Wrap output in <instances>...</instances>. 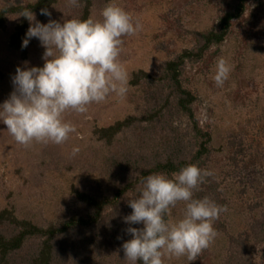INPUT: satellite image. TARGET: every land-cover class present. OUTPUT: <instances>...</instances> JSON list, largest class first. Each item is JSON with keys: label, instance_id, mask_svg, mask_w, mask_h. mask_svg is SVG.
<instances>
[{"label": "trees", "instance_id": "1", "mask_svg": "<svg viewBox=\"0 0 264 264\" xmlns=\"http://www.w3.org/2000/svg\"><path fill=\"white\" fill-rule=\"evenodd\" d=\"M109 1L78 0L77 6L70 5L69 0L7 2L0 6V33L12 21L7 49L25 57L27 47L22 48V42L30 22L16 17L24 8L31 9L41 20L64 21L87 19L95 8L105 7ZM251 1L257 7L264 3V0L210 1L215 12L212 25L192 29L191 42L166 59L157 71L139 69L132 73L129 83L134 87L145 86L141 111L95 128L101 145L98 159L93 160L78 183L71 182L62 195L56 193L57 201L70 200L74 211L58 220L46 221L31 211L19 214L13 204L0 209V264H129L122 248L132 238L126 229L142 228L143 224L129 225L124 217L133 211L128 200L138 195L144 178L158 172L170 176L194 163L211 170L208 164L213 154V135L197 118L198 95L185 84V69L188 63L203 60L213 48L238 33L234 25L245 16ZM45 8L50 17L41 15V9ZM257 29L249 26L239 31L241 38L236 36L249 45L246 49L256 42L259 52L264 53V33ZM182 120L187 123L184 131L176 124ZM170 133L185 136L171 140ZM130 141L135 145H129ZM260 147L258 143L253 152L244 150L241 162L246 180L236 194L225 196L216 172L194 193V198L208 196L226 205L227 211L214 223L218 233L215 240L223 239L221 249L212 251L209 247L193 264H264V166L258 165L264 161V150ZM117 159L120 170L115 165ZM229 209L242 217V228H230ZM173 214L171 210V217Z\"/></svg>", "mask_w": 264, "mask_h": 264}, {"label": "rangeland", "instance_id": "2", "mask_svg": "<svg viewBox=\"0 0 264 264\" xmlns=\"http://www.w3.org/2000/svg\"><path fill=\"white\" fill-rule=\"evenodd\" d=\"M16 1L19 0H0V6ZM210 1L110 0L107 4H119L142 25L135 35L122 37L120 60L127 69L128 80L139 69L151 73L157 71L166 59L191 42L192 29L212 25L215 12ZM250 5L245 16L234 25L238 33L222 46L213 48L203 60L188 63L185 69V84L198 95L195 102L197 118L213 135V154L208 165L219 174L217 180L227 198L236 194L246 180L241 162L246 154L244 150L253 152L258 143L264 150V53L259 52L256 42L246 49L249 45L236 36L240 37L239 31L249 26L258 27L257 30L264 33V3L257 7L256 2L251 1ZM103 9L95 8L91 16L101 18ZM36 19L45 24L50 20H41L39 16ZM12 29L11 21L0 33V104L14 89L12 77L18 66L24 67L25 61L29 62L28 67H42L45 63L42 59L45 49L36 38L29 41L25 57L7 49ZM219 57L226 58L232 68L222 87L212 79ZM144 89L145 86L134 87L128 83V92L122 99L112 94L104 102L90 104L85 113L68 110L65 120L71 121L76 131L59 145L33 142L25 147L15 141L0 121V209L13 204L19 214L31 211L46 221L58 220L74 211V204L70 200L59 203L56 193L62 195L71 182L78 183L86 174L84 171L91 168L93 160L98 159L101 145L97 142L95 128L138 114ZM176 124L182 131L187 128L185 120ZM184 136L169 134L171 140ZM129 145L135 143L130 141ZM74 147L80 149L76 155L72 154ZM119 161L117 159L115 165L120 170ZM258 165L264 166V161ZM93 175L96 177L97 172ZM172 210V219L182 218L184 202H179ZM236 214L233 209L227 212L230 228H242L243 219ZM222 245L223 239H218L210 248L218 251ZM165 264H189V261L186 256L173 257L166 259Z\"/></svg>", "mask_w": 264, "mask_h": 264}, {"label": "clouds", "instance_id": "3", "mask_svg": "<svg viewBox=\"0 0 264 264\" xmlns=\"http://www.w3.org/2000/svg\"><path fill=\"white\" fill-rule=\"evenodd\" d=\"M78 5V0H69ZM41 15L51 16L45 8ZM30 22L22 48L36 38L45 49L42 67L18 66L12 77L14 86L8 99L0 104V121L15 141L25 147L33 142L63 144L76 131L65 120L68 110L85 113L92 103L106 101L112 94L124 98L128 92V72L120 60L122 37L135 35L140 22L124 7L110 2L101 18H71L63 23L49 20L41 23L29 8L16 17ZM232 68L229 61L219 57L212 77L218 87L228 79ZM79 147L72 149L76 155ZM214 172L198 164H189L170 176L164 172L144 178L136 197L128 200L132 208L124 217L131 239L122 245L129 264H165L166 259L186 256L195 261L214 242L218 233L214 223L226 205L208 196L194 198L206 178ZM185 203L182 218L172 219L171 210Z\"/></svg>", "mask_w": 264, "mask_h": 264}]
</instances>
